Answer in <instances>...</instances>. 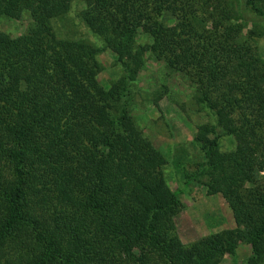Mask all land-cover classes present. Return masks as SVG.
I'll return each instance as SVG.
<instances>
[{
	"label": "trees",
	"instance_id": "16d2710c",
	"mask_svg": "<svg viewBox=\"0 0 264 264\" xmlns=\"http://www.w3.org/2000/svg\"><path fill=\"white\" fill-rule=\"evenodd\" d=\"M237 1V10L227 16V40L233 28L264 21V0ZM76 2L83 8L75 18L113 52L124 71L103 95L95 94L87 77L97 49L83 38L52 32L50 20ZM166 2L0 0V17L26 14L30 20L17 36L0 30V264H217L240 240L252 254L244 264H264L261 198L255 219L243 204L236 209L229 203L234 222L245 221V229H227L189 245L178 239L172 221L179 206L176 193L160 200L166 190L157 168L164 159L133 128L127 100L118 104L136 79L144 52L169 66L178 61L164 43L179 37L161 20ZM190 16L196 17L195 11ZM177 23L181 26L179 18ZM137 28L149 40L144 46L134 41ZM213 28L194 36L205 39L224 29L215 23ZM167 30H173L169 36ZM220 43L209 41L207 51L217 48L226 55ZM239 60L248 71L249 60ZM258 68L264 81V59ZM216 73L212 68L210 77L216 79ZM256 85L250 83V89ZM228 95L226 90L217 97L215 115L230 133L234 128L224 109L232 110L237 99ZM250 96L264 107L258 90ZM208 132L214 128L200 124L194 135L204 156L202 169L212 175L209 189L231 200L228 187L246 179L243 150L219 152Z\"/></svg>",
	"mask_w": 264,
	"mask_h": 264
},
{
	"label": "rangeland",
	"instance_id": "374dc122",
	"mask_svg": "<svg viewBox=\"0 0 264 264\" xmlns=\"http://www.w3.org/2000/svg\"><path fill=\"white\" fill-rule=\"evenodd\" d=\"M166 1L161 20L165 26L173 27L179 37L172 35L164 43L175 50L178 61L169 66L144 52L136 79L128 84L118 104H126L127 100L133 128L163 157L164 163L157 169L166 192L160 200L166 202L171 192L176 193L179 206L172 218L174 231L184 245H189L227 229H245V221L234 222L229 203L236 209L243 204L255 219L258 198L264 202V107L250 96L258 90L264 99V81L258 78L259 61L264 59V21L243 24L241 31L233 28L234 36L227 40V16H231V9L237 10V0ZM81 8L83 4L76 2L64 16L51 19L50 25L54 36L83 38L97 49L95 66L87 77L96 86L95 94L99 96L111 92L124 71L113 52L104 47L79 18H75ZM194 11L196 17H191ZM178 18L181 26L177 23ZM29 21L26 14L17 19L0 17V30L17 36ZM214 23L224 27L219 28L218 35L215 32V36L211 34L205 39L194 36L200 30L203 36L210 34ZM229 23L236 25L240 21L231 19ZM172 31L167 30L168 36ZM136 32V44L144 46L149 42L142 30L137 28ZM212 40L214 43L221 41L219 45L222 50H227L226 55L218 53L217 48L214 53L207 51L206 44ZM239 55L240 60L236 58ZM242 59L249 60L248 71L244 64L236 63ZM212 68L216 69V79L210 77ZM252 82L257 83L255 89H250ZM226 90L228 96L237 99L232 110L224 109L227 111L224 116L234 128L230 133L217 124L215 115L219 107L217 97ZM200 124L214 128V132H208L206 136L215 138L219 152L229 153L235 148L243 150L248 168L246 179L237 187L233 184L232 189L228 187L233 192L231 200L209 189L212 175L202 169L204 156L194 140ZM146 152L151 156V151ZM251 258L249 246L240 240L232 252L222 253L217 264H244Z\"/></svg>",
	"mask_w": 264,
	"mask_h": 264
}]
</instances>
